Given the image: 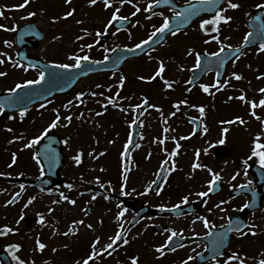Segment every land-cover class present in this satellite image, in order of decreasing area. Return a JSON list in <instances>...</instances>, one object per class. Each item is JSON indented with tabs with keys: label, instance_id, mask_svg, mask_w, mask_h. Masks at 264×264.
Wrapping results in <instances>:
<instances>
[{
	"label": "rangeland",
	"instance_id": "obj_1",
	"mask_svg": "<svg viewBox=\"0 0 264 264\" xmlns=\"http://www.w3.org/2000/svg\"><path fill=\"white\" fill-rule=\"evenodd\" d=\"M23 1L24 0H21V2L20 0H13L14 29L17 25L29 20L28 11L32 5L29 7L30 4H28L24 8H19L18 6H16V8L14 6L15 4H21ZM39 7H41L40 10L36 11L33 18L40 28H43L48 32L46 41L41 44L40 47V53L44 57L47 56L50 60H53L51 56L53 54L57 55V50H59L60 44H63L69 50L76 47V37H73L68 33L75 27V24L80 29L78 31H81L79 36L84 35V29H87V32L89 33V35L86 36H93V31L88 22L82 21V23H77V21L80 20V17H82V15L79 14L80 12H78V9L82 8V6L75 8V14L69 19L71 22L66 25H63L62 23L64 20V14L62 11L64 10H61L58 13V17L53 16L55 14L47 15L48 9L56 11L57 13V0H45V2L40 1ZM11 9L12 8L7 5L0 7V11L3 12V15L0 17V20L2 21L0 25L4 26V28H0V52L6 53L7 56H9L10 53L12 54L11 47L4 44L5 40L10 41L9 36L11 31H7L5 28H12L8 17ZM42 9H45V13ZM42 15H47L50 19L45 18ZM76 17L78 18L76 19ZM53 18H57L55 23H53ZM77 27L76 29H78ZM55 37H59V39H55ZM220 41H223V39ZM69 52L70 51H67L66 49L59 57L67 59ZM186 58H188V55L173 54L164 51L156 52L143 58L144 60L130 62L126 66L123 74L111 78L110 80L114 82V86L119 85L121 75L126 78L122 88L124 94L117 97L118 106L114 107L109 105L106 109V111H109L111 110L109 107H112L114 109V114L120 116L122 119L116 118L114 114L113 119H111L108 114H106L105 118V110L101 107V104L107 102L105 99L106 89L105 86L102 85L104 83L103 80H109L106 78L97 79V77H94L95 79L91 78L82 82L76 88L77 90L74 94L61 103L58 107L61 117L72 115V123L68 127H64L63 125L65 121L62 120L61 125L50 130L49 133L58 135L62 141L65 165L61 175L67 183L60 188L53 189L52 191L54 192L52 194L55 195L46 196L43 201L39 202V204L33 202L27 208L24 206L17 207L16 213L18 219L20 218L21 212L24 213V217L28 216L35 219L34 224L29 229L25 227L24 221H20L19 224H17L16 221V226H18L20 232L19 235L14 236L13 240H11L12 244H20L22 246L20 250L16 252V255L25 260L26 264H33V261H39L38 264H63L62 261L65 260V257H67L66 264H76L77 259L82 261L86 258L88 249L91 250V245L96 237L101 238L100 244L97 245V250H100L103 245L110 242L109 237H114L119 230L117 223L118 211L122 210L116 197L117 195L122 194L119 193L121 191L119 190V187L120 185H123V183L119 184V179L118 183L116 181V184L111 191H106L104 189L102 192V188L96 183V179L97 177L104 178L110 174V169L111 174L115 177L120 173V167H118V165L115 167L112 164L116 163V159H121L125 147L124 142L127 138L125 131L128 130V126L134 120L141 125L142 129L139 147L134 151L135 157H133V160L138 158L139 162L133 161V163L127 166V172H122V174H126L127 177L129 176V179L123 186L124 196H128L131 193V190H133L132 187L137 191L133 194L134 196L140 193V191H142L149 183L151 175H155L159 166L164 161H168L167 170L169 169L170 173V178L168 180L170 183H173V195L177 196V198L171 200V204L183 201L182 199L185 196L189 197V192L184 190L183 187L189 183H187L188 177L191 179V176L194 175L193 165L196 163L201 165L200 168L195 169V177L199 176L196 180V184H198L202 181V178H206L207 176V171L204 162L202 161L204 149L208 143L218 144V125H215L216 120L212 123V118L218 111V109L215 108L216 106L220 108L223 105V110L220 109V111L222 113L224 111L227 117H230L232 112L237 115L247 116L251 115L253 111H255L257 116L260 117V119H257L254 116L256 131L253 129L252 132L249 130L248 125L249 121L252 122L251 119L242 118L243 123L236 118L230 120L232 123L225 126V129L228 130L224 135L226 148L236 144L249 145V143L255 141L264 143V105H260L259 103L260 100L264 99V93L259 91L261 88H264V79H262V73L257 70V68H261L259 63L247 71L239 70L238 66L230 67L228 69V77L218 85L219 88L223 89L229 87L230 84L231 86L236 87L235 91H237V93L233 95V97L237 98V96L244 95V101L241 100V102L238 103L232 101L231 104L228 105L230 100L228 96L231 95L226 96L225 94L229 91L222 93L219 91L217 92L213 87L210 78L209 80H206L205 85L209 86V93H216L210 94L208 99L203 100L195 90L192 98V105L190 102L192 101L191 99L189 105H187V103L180 104L179 111H177L174 105L180 101H184L186 98L185 94L189 92L184 83L186 76L190 71L189 66H181V63L183 64ZM161 60L165 63V71L161 76H157L155 79H147L153 76V68L157 66L156 62H160ZM261 63L263 64V61ZM149 69H152V72H150ZM139 70L141 76L146 78L145 80L135 77L136 72ZM233 73L239 74L242 78L235 80L232 75ZM16 74L13 73V75H15L13 83L26 80L25 75L19 73ZM27 75L30 78V74ZM164 80L174 81L175 84H177V89L180 87V90L178 89V92H175L172 88L171 90H168L163 83ZM143 81L147 83H144ZM224 81L228 82L227 85H224ZM98 82L101 87L97 88L96 86L94 91L97 93H104L103 98H101L102 96L93 97L91 95H85L83 98L85 100L84 104L76 106L74 102V105L70 109H65L63 107V105L67 104L69 100H74L77 93L84 92L87 94L93 92V87ZM137 84L143 88H148L147 86L152 87V90L154 89L153 94L139 97L146 94V92L140 89ZM131 92L137 96H131ZM149 93H151V91H149ZM112 95L113 93L110 90L108 96ZM144 98L148 99L152 107H147L142 111L137 108L136 105H141ZM252 102L257 104L255 109L252 108ZM95 104L98 109H95ZM193 105L196 107H193ZM235 105L239 107L236 108ZM199 106L205 107V113L203 115L199 112ZM192 107L193 113L190 111ZM120 108L125 110L121 111ZM99 110L103 111L104 114L101 116H95V113ZM47 111L48 109L45 111L43 110V112L41 111L37 117L30 118V122H26L23 125V129L25 130L22 131L21 129L17 135H13L14 138L21 135L24 137L23 139H18L20 140V143L17 147L13 146V153H15L17 157L19 155H24L21 158V162L18 159L17 162L19 163L15 162V164H13V177H19L21 171L22 174L27 177L29 174H25L27 169L31 172L35 171V164L31 160L30 155L35 152L37 145L32 148H25L24 145L30 139L39 135L55 118L54 115L53 119H51L52 115L48 114ZM81 112L84 113V117L77 119L76 117ZM173 112L176 114L174 116L170 115ZM188 115L191 117L193 116L202 122V128L197 136L192 135L190 128L185 122V118ZM14 119L16 118H13V120ZM165 121L167 122L165 123ZM18 124H20V122H18ZM205 128H207V131L204 130ZM173 137H175V139H173ZM66 139L69 140L68 144L64 143ZM161 140L164 141L163 144L160 143ZM177 144L179 145L178 148ZM251 147H253V144H251ZM173 151L176 152V155L174 156L172 155ZM80 152H82L83 155L81 157V163L77 165L73 157ZM89 152H92L93 156H89ZM101 153H103V155H101ZM104 156L106 159H104ZM27 161H29L28 163H30V166L28 165L27 168L23 165L24 167L22 168V164H26ZM173 165H175L174 170ZM228 168L229 167H227L226 170ZM133 180L136 182L133 183ZM68 184H72V189L76 190L65 192ZM3 189L9 188L3 187ZM10 189L13 190V193L21 191V188L17 185H14L13 188ZM28 192L29 190H26L25 195ZM60 192H63L69 197V199H78L79 201H76L75 205H72L67 201L53 204V201L60 200ZM81 193H83V195ZM96 193H100V195L93 200V196ZM195 196V199L199 198L196 194ZM4 197L5 196L3 195L2 198ZM159 197L161 199V194H159ZM30 198L31 197L28 196V199L24 201L23 205H25ZM86 205L92 207V211L89 215L86 214ZM49 208L54 209V211L49 213ZM37 213L44 214L46 220L45 224L42 225L38 222L39 217L37 216ZM74 220H83L84 225H77L76 229H78V231L73 229L76 231L75 235L69 233V235L65 236L64 233L69 231ZM101 221H103V223H101ZM87 224H91L93 226L92 229L87 228ZM37 239L46 245L43 251L38 248L36 243ZM53 249H56V251H53ZM126 249L127 247L121 243L116 247V251L113 252L111 256L105 254L102 258H97L94 264H119L117 259ZM10 254L12 258V252H10ZM74 255L81 257L76 256L77 258H75ZM145 257H143V259H145ZM12 260L13 264H17L15 259Z\"/></svg>",
	"mask_w": 264,
	"mask_h": 264
},
{
	"label": "snow or ice",
	"instance_id": "obj_2",
	"mask_svg": "<svg viewBox=\"0 0 264 264\" xmlns=\"http://www.w3.org/2000/svg\"><path fill=\"white\" fill-rule=\"evenodd\" d=\"M65 2L67 4H70L72 2V0H65ZM104 5L106 8L108 7H112V3L111 0H103ZM120 4L123 5L125 2L127 3H132L133 0H119ZM189 2V7L184 9L183 11H178L175 12V16L177 18V23L175 25V29H173V26L170 24L169 22V18L168 17H164V21L163 24L158 27L155 28L154 31L150 34V36L148 37L147 40H143L141 41V43L136 44L135 48H128L127 51L128 52H132L135 49H141L144 46L148 45L154 37H157V34H161L163 35L164 33H170L171 35L175 36L177 35L180 30H181V25L182 24H188L192 17L194 16H198V14L200 12H208V13H213V15H211L210 18H205L201 20V23L199 25V28L201 31H203L205 33V35L209 36V39H206L204 41L205 44H208L212 41H216L217 43H219V50L212 52L210 54V56L212 57H216L217 60L214 62L215 65L219 68H222L225 64V62L229 59V56L225 55L222 56L221 54L225 52V48L228 49H232V45H225L224 43H222L220 41V32H221V23L223 24H228L230 21L233 20L232 16H228L226 15V13L231 9V10H236L242 7V5L240 3L237 2H233V0H198L197 3H191V0H188ZM30 3V0H24V3L20 4L18 7L20 8H24L25 6H27ZM97 3V0H89V4L90 5H95ZM155 5H159L161 3H165L168 4L170 3V0H154ZM226 5V7H225ZM153 3L150 2L148 3L147 7L144 9V11L149 12L153 9ZM257 7L259 8H264V5H257ZM140 8L137 7L136 8V12H134L132 15H136V13L140 12ZM76 9L72 8L70 11L66 12L64 14V19H67L68 17H71L75 14ZM120 12V8H116L115 11L112 14L111 20L108 22V25H106L105 27H110L112 25L113 21L116 20H126L127 17L124 16H119L118 13ZM155 14V13H153ZM3 15V12L0 11V16ZM29 16H34L35 13L34 12H30L28 14ZM160 15H163V13H160ZM150 18V17H149ZM257 21L260 20V17H256L255 18ZM57 20V18H53V23H55ZM77 23H82V21H77ZM211 26V27H209ZM0 28H4L3 25H0ZM7 31H15V29H6ZM211 33H216V35H211ZM260 35V36H264V24H260L257 28V31L255 33L253 32H249L245 37H244V44H248L249 43V37L253 36V35ZM84 35H89V33L87 32V29H84ZM97 36L102 35V33L97 32L96 33ZM84 38V36H77V40H82ZM55 39H59V37H55ZM4 44L7 45L8 47H11V41H4ZM93 47L92 44H88V45H81L80 47V53H85L86 49L90 50ZM242 47L243 45H241L240 47H236L231 55L235 57L236 60L240 59V56H242L244 53L242 52ZM259 50L260 51H264V42L260 43L259 45ZM112 52H116V49L113 48L111 49ZM194 54V50L189 48L187 51V55L191 56ZM239 54V55H237ZM0 57H5L7 59V61L11 62L12 61V57L11 56H7L6 53H2L0 52ZM67 59L69 61H72V63H57V62H51V63H46L41 67V70L39 71L38 77L36 79H30V80H25L22 83H16L14 87L9 88L7 91L9 93V95H6L2 98V100H0V112L4 111V109L10 108V109H19L20 112V117L23 118L27 112H28V107L27 105L29 103H32L34 100H45L47 97L51 96L53 94L54 91H63L64 90V86L67 85L68 87H71V85L73 83L76 82L77 78L80 76H84L86 75V71L90 72L94 70V66L103 63L102 61H95V60H91L90 56L88 54H79V53H73L71 55H69L67 57ZM123 59V56H118L116 57L114 60L111 61V63L113 65H118L120 64L121 60ZM104 60H109V57L106 55L104 57ZM201 53L200 52H195V66H194V70L196 69H201L202 64H201ZM5 63V59L4 58H0V64H4ZM212 61H209V64L206 65L205 67H210L212 65ZM13 67H17V68H23L24 71H28L29 67L35 68L37 67L36 65H28L25 66L24 64L19 63L18 61L15 62L13 64ZM165 71V63L164 61H160L159 62V68L158 71L154 74V76L149 77L147 79H155L157 76H161V74ZM8 75L7 72L5 71H0V77H6ZM222 75L221 72L217 71L216 76L220 77ZM233 77L237 80L241 79L242 77L237 74V73H233L232 74ZM261 78V77H258ZM125 77L123 75L120 76V80H119V85L118 87H120L121 89L124 86V82H125ZM139 79L141 80H145L146 78L141 76L139 77ZM193 79H198V77H195ZM193 81L189 80L187 81V83L191 84ZM174 81H168V80H164V84L166 85L167 88H172L174 85ZM220 81L217 80L216 84H219ZM227 81H224V85H227ZM101 85H97V88H100ZM200 87L202 88V90L205 93H209V86L205 85V84H201ZM213 87H216V85L214 84ZM25 89H30V91H24ZM217 91H220V88L216 89ZM190 91V89H189ZM261 93H264V88H261L259 90ZM85 95H91L93 97L100 95L103 96L104 93H97V92H91V93H84V92H80L77 93L74 100H69L67 102V104L63 105V107L65 109H70L73 105L74 102L76 104V106L82 105L85 103V100L83 99L85 97ZM117 97H119V92L116 93V96H108L106 97V103H102L101 107L106 111L107 107L109 105H112L114 107L118 106V100ZM233 97H229V99H232ZM237 99H240L242 101L245 100V96L241 95L239 97H237ZM187 101H180L178 102L176 105H174V107L177 109V111H179V105L180 104H186ZM260 105H264V99L260 100ZM152 107V105H150L149 101L147 98L143 99V104L142 105H136L137 108H143V107ZM41 108L46 107V104L41 103L40 104ZM193 107H196L193 105ZM257 107V104L255 102H252V108L255 109ZM121 111H124L125 109L120 108ZM53 112L55 114V118L47 125V127L44 128V130L37 136L33 137L32 139H30L25 145V148H32L35 147L36 145L40 144L41 141L48 136L50 130L55 129L57 127H59L61 125L62 120L65 121L64 123V127H68L69 125H71L72 120H73V116L72 115H66L61 117V113L59 109H53ZM199 112L201 115H203L205 113V107L204 106H199ZM104 112L103 111H98L95 113L96 116H101L103 115ZM176 113L173 112L170 115H175ZM252 115L255 116L257 119H260L259 116H257L256 112L253 111ZM84 117V113L81 112L79 113V115L76 117L77 119H81ZM236 119L240 120L241 123H243V120L239 117H237ZM167 121H165L166 123ZM133 123H136V121L134 120ZM227 123H232V121H228ZM205 131H207V128L204 129ZM9 132L13 131L11 128L8 129ZM225 132H227V129H224ZM23 135L19 136V137H15V139H23ZM70 139V138H69ZM173 139H175V137H173ZM259 139V138H257ZM13 141H10V143ZM224 141L221 140L220 143H223ZM65 144L69 143V140L66 139L64 141ZM161 144L164 143L163 140L160 141ZM136 147H139V145H136ZM179 147V145L177 144V148ZM127 145L125 146V151L127 152ZM41 155H43V158L48 160L49 163L54 164L55 159H56V155H55V150L51 148V142L46 143L43 145V153H36L34 155V159H37V162L39 163L40 157ZM83 153L80 152L78 154H76L73 159L76 162L77 165H79L81 163V157H82ZM89 156H93L92 152L88 153ZM101 155H103V153H101ZM150 155V154H149ZM172 155H176V152L173 151ZM252 156H256L259 157V162L262 168H264V144L261 143H257L252 151ZM16 162V154L13 153V160H12V164H15ZM168 161H164L161 165L162 170L166 167ZM245 164H247V161H245ZM12 165H9V167H11ZM201 165L199 163H196L193 165V169H198L200 168ZM175 168V165H173V170ZM209 172H212V169H208ZM41 172L43 173V167H41ZM125 172H127V169H125ZM0 175H4L3 173H0ZM158 178H162L165 181L167 180V176H161L160 173L157 174ZM237 175H239V173H237ZM124 181L126 182L128 177L125 174L123 176ZM221 179L220 175L218 173H213L212 174V179L209 181L208 184V188L207 191H201L196 193L197 196L199 197H208L210 193H212L214 191V185ZM233 180L236 179V176L232 177ZM96 183L100 185L101 188L104 187L103 184L100 183L99 178H97ZM153 184L156 183V181L152 182ZM251 183V182H249ZM247 185H240L241 188L246 187ZM67 187L69 189L73 188L72 184H68ZM21 191H23L24 189V185H20ZM151 189V185H149V190ZM43 191V189H42ZM83 195V193H81ZM122 194H124L122 192ZM159 191H157V195H159ZM21 195L20 192H17L11 200H9L7 202V204H12L14 203L17 198ZM60 200H56L53 201V204H59L61 203V201H67L68 203L75 205L76 204V200L74 199H69L68 196H66L63 192H60ZM100 193H96L93 196V200L96 199L97 196H99ZM36 197L33 196L31 197L27 203L24 205L25 208H27L29 205H31L34 201H35ZM183 202L187 203L188 202V196L183 197ZM225 203L224 201L220 202ZM250 205L249 204H245L244 207L248 208ZM180 206L179 205H175L174 208L178 209ZM217 208L220 207V204L216 205ZM163 210V208L161 209ZM52 211H54V209L49 208V213H51ZM127 211V209H122L117 216V219L119 220L120 218H122L125 214V212ZM37 216L39 217L38 222L40 224H45L46 220H45V216L42 213H37ZM24 219V215L23 212L20 216V219L17 220V224L20 223V221H22ZM203 220V223L205 225V227H208L209 221L207 220V218H199ZM101 223H103V221H101ZM77 225H84V221L83 220H74L72 222V226L69 228L68 232H65L64 235L67 236L69 235V233L75 235L76 231H78V229H76ZM87 228L92 229V225L91 224H87L86 225ZM224 226L222 225L221 228H223ZM255 225H249L244 223L243 221L237 220L235 223H233V221L231 219H229L228 221V227L226 230L221 231V232H217V233H209L210 235L214 236V239L212 241V248H211V260L213 262H215V264H219V260L217 259L218 257L224 255L223 249L226 246V241L228 239V235L229 233L235 232L237 234H239L240 238L246 237L249 234L250 235H257V233L255 232ZM73 229H76V231H74ZM14 230L11 227L5 226L2 230H0V236H4L7 235L9 233H13ZM130 231V229H125L123 226V223L120 224L119 230L116 232L114 237H109L110 242L107 243L106 245H103L101 247L100 250H97V245L100 244L101 242V238L100 237H96L95 240L93 241L92 245H91V252L90 254H88L86 256V258H84L82 261H76V264H90V261L95 262V260L97 258H102L105 254H107L108 256H111L113 254V252L116 251V247H118V242L122 241V243L124 245H127L129 243V239L127 237V235H125L126 232ZM171 232V235L168 236V240L164 245H161L159 247H157L155 249V251L157 253L160 254V256H163L165 254V248H168L169 245L171 244V242L173 241V238L180 235V233H177L176 231H172L169 230ZM38 248L43 251V249L46 247V245L44 243H41L39 239H37L36 241ZM179 247H183V244L178 245ZM22 246L20 244H11L9 245V248L12 252L13 255V259H15L17 261V264H26L25 260L21 259L19 256L16 255V252H18L20 250ZM171 251H175L176 248L172 247L170 249ZM53 251H56V249H53ZM189 260L192 259V257L188 258ZM138 260L139 257H132L131 258V264H138ZM238 261L239 264H245V261L243 259H241L239 257L238 253H231L227 259L224 260V264H232V261ZM183 264H187V261L183 262ZM260 264H264V260L260 261Z\"/></svg>",
	"mask_w": 264,
	"mask_h": 264
},
{
	"label": "flooded vegetation",
	"instance_id": "obj_3",
	"mask_svg": "<svg viewBox=\"0 0 264 264\" xmlns=\"http://www.w3.org/2000/svg\"><path fill=\"white\" fill-rule=\"evenodd\" d=\"M39 1L44 2L45 0ZM150 2L154 5L153 9L149 12L144 11ZM197 2L198 0H191V3ZM233 2L240 3L242 7L236 10L230 9L226 15L232 16L233 20L228 24L221 23L220 27L222 30L225 28H232L234 24H238L237 32L239 34L242 32V36L237 32L228 35V45L230 44L235 48L243 43L247 32L245 24L249 20L250 15L259 8L257 5H264V0H233ZM60 3L72 8H79L82 6V8L78 9V12H80L79 14L81 15L83 11V18L87 19L90 24L99 23L98 20H101L102 24L109 22L116 8H120V12L118 13L119 16L127 17L126 20L129 21L130 24L127 25L128 27L125 29H121L125 24L118 23L117 20L113 21L110 27H105L108 23L100 27V29H102V35L95 36V51L91 54V60L95 61L103 59L113 48H126L130 46L131 38H137V42L148 39L154 29L163 24L164 17H168L169 20L177 22L175 12L183 11L190 6L188 0H170L168 4L161 3L159 5H155L154 0H133L131 4L125 2L123 5L120 4L119 0H111L112 7L108 8L105 7L103 0H97L95 5H90L89 0H72L70 4H67L65 0H60ZM137 7L141 9L140 12L136 13V15H132L136 12ZM160 13H163V15H160ZM211 15H213V13L202 11L198 16L192 17L191 20L193 23L191 26L187 27V24H182L181 26L184 25L186 27L181 29L175 36L170 34L166 42L157 49L173 50V53L181 54H187L189 48L193 49L194 53L205 51L211 54L212 52L218 51L219 46H210L212 42L208 44L204 43V41L210 37L205 35L199 28L201 20L210 18ZM118 21L124 22L125 20L118 19ZM213 34L216 35V33ZM11 44L13 51V32L11 34ZM88 44H92V38L85 39L84 45ZM169 45L171 46L168 47ZM32 50V52H37L35 48ZM251 52L252 49H249L245 53ZM78 53L80 54V51ZM62 59L66 60L64 58ZM59 60L63 63H71L69 60H66L67 62L61 59ZM8 120L9 123L13 124V116L10 115L5 118L3 122L8 123ZM226 149L229 150V157H220ZM206 157H208V161L211 162L215 169V173H218L221 179L213 186L214 191L210 193L208 197L201 198L202 203L199 207V213L193 215L194 218H197L198 222H196L197 225H195L193 229L189 227V230H192L190 236L185 235V237L184 229L181 230L180 235L184 236L183 238L186 239V245L190 243L191 239L195 242L190 254L192 259H188L187 264H193L194 257L201 252L204 253L205 257L203 264H215V262L211 260L210 251L214 236L209 233L214 234L226 230L229 217L240 213L244 205L247 204L250 199L248 195L241 193L248 191L250 194H254L259 187L258 181L253 176L252 166L255 164L260 165V162L256 156H252V152L247 150L245 145L236 144L229 148H226L224 143L209 145L207 146ZM245 161H247V164H245ZM226 164L232 167L231 171L228 173L225 171ZM0 173H2L1 158ZM237 173H239V175H237ZM233 176H236L235 180L232 179ZM211 179L212 175L207 177L203 191H207ZM1 180L2 175H0V184ZM260 181L264 183V180L260 179ZM242 184L247 186L241 188L240 185ZM221 201L225 203L221 204ZM260 202L261 210L257 213L249 214L247 218V224L256 226L254 230L257 235L253 236L249 234L246 237L240 238L239 234L235 232L229 233L226 246L223 249L224 255L217 258L219 264H224V260L227 259L231 253H238L239 257L245 261V264H260V261L264 260V196L261 198ZM217 204H220L219 208L216 207ZM149 218L152 220H159L154 215H150ZM199 218H207L209 221L208 227H205L203 220ZM222 225L224 226L223 228H221ZM232 264H239V262L234 260Z\"/></svg>",
	"mask_w": 264,
	"mask_h": 264
},
{
	"label": "water",
	"instance_id": "obj_4",
	"mask_svg": "<svg viewBox=\"0 0 264 264\" xmlns=\"http://www.w3.org/2000/svg\"><path fill=\"white\" fill-rule=\"evenodd\" d=\"M136 55H138V53H134V54H132L130 57H134V56H136ZM24 91H29L28 89H25ZM134 141H135V139H134Z\"/></svg>",
	"mask_w": 264,
	"mask_h": 264
}]
</instances>
